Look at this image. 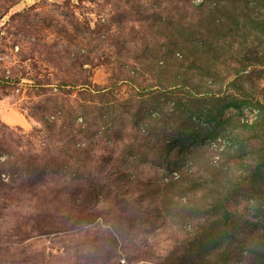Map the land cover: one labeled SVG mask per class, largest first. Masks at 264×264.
<instances>
[{"label": "rangeland", "instance_id": "374dc122", "mask_svg": "<svg viewBox=\"0 0 264 264\" xmlns=\"http://www.w3.org/2000/svg\"><path fill=\"white\" fill-rule=\"evenodd\" d=\"M0 264H264V0H0Z\"/></svg>", "mask_w": 264, "mask_h": 264}, {"label": "trees", "instance_id": "16d2710c", "mask_svg": "<svg viewBox=\"0 0 264 264\" xmlns=\"http://www.w3.org/2000/svg\"><path fill=\"white\" fill-rule=\"evenodd\" d=\"M63 86H65V84Z\"/></svg>", "mask_w": 264, "mask_h": 264}]
</instances>
